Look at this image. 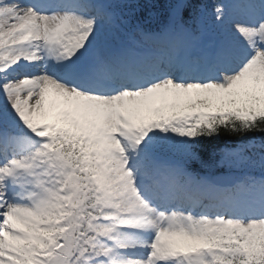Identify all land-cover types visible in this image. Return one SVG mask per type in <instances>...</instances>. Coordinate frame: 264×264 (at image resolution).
<instances>
[{"label": "snow or ice", "instance_id": "obj_1", "mask_svg": "<svg viewBox=\"0 0 264 264\" xmlns=\"http://www.w3.org/2000/svg\"><path fill=\"white\" fill-rule=\"evenodd\" d=\"M158 4L0 0V264H264V0Z\"/></svg>", "mask_w": 264, "mask_h": 264}, {"label": "trees", "instance_id": "obj_2", "mask_svg": "<svg viewBox=\"0 0 264 264\" xmlns=\"http://www.w3.org/2000/svg\"><path fill=\"white\" fill-rule=\"evenodd\" d=\"M125 11H126V9H125ZM128 11H130V13L132 14L131 10H128ZM136 13H137V10L135 11L134 14L136 15ZM145 13H146L145 16H146L148 19H150V18H151L150 15H149L150 12H149L148 10H146ZM145 16H144V14H142V15L140 16V19H141V20H146V19H145ZM145 22H147V21H145ZM214 143L219 144L220 146H223L224 143H231V138H230V137H223L220 141H216V142H214ZM209 147H210V146H209ZM202 155H203L205 158H207V155H208V149H205V151L202 152Z\"/></svg>", "mask_w": 264, "mask_h": 264}]
</instances>
